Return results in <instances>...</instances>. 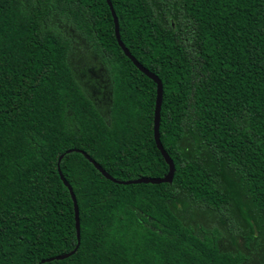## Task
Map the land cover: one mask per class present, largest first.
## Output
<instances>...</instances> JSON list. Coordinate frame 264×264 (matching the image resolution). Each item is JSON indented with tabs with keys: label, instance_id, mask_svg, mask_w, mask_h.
<instances>
[{
	"label": "trees",
	"instance_id": "trees-1",
	"mask_svg": "<svg viewBox=\"0 0 264 264\" xmlns=\"http://www.w3.org/2000/svg\"><path fill=\"white\" fill-rule=\"evenodd\" d=\"M111 2L172 182L73 151L168 170L106 0H0V264H264V0Z\"/></svg>",
	"mask_w": 264,
	"mask_h": 264
},
{
	"label": "water",
	"instance_id": "water-1",
	"mask_svg": "<svg viewBox=\"0 0 264 264\" xmlns=\"http://www.w3.org/2000/svg\"><path fill=\"white\" fill-rule=\"evenodd\" d=\"M108 7L110 9L111 15H112V19H113V23H114V34L117 40L118 45L121 47L122 51L124 52V54L133 62V64L141 71L143 72L146 76H148L150 79H152L155 84H156V97H155V105H154V113H153V137L155 140V144L157 146V148L159 149V151L161 152L165 162L168 165V170L167 172L162 176V177H146V176H142L139 178H135V179H129V180H117L116 178L112 177L108 172H106L94 159H92L89 155H87L85 152H83L82 150L79 149H74L73 151H78L84 154V156L93 164V166L100 171L105 177H107L108 179L112 180L115 183H123V184H132V183H162V182H172L173 179V175H174V171H175V165L173 160L171 159V157L168 155V153L165 151V149L162 146V143L160 141V134H159V123H160V109H161V104H162V97H163V86H162V82L160 80V78L152 73L151 71H149L147 68H145L130 52L129 50L126 48V46L124 45V43L122 42L121 38H120V32H119V23H118V18L116 16V13L114 11L113 5L111 0H106ZM70 151H72V149L66 150L65 153H69ZM61 154L58 158V162H57V170H58V174L60 179L62 180L63 184L67 187L72 202H73V209H74V219H75V232H76V239H77V244L74 247L73 250H71L70 252H66V253H62L59 255H56L54 257H50L47 259H42L40 262H45V261H51V260H61L64 259L70 255H72L80 242V221H79V209H78V204H77V200L75 197V194L72 190L71 185L68 183V181L65 179L64 175L62 174V171L60 169L59 163L61 158L63 157V155L65 154Z\"/></svg>",
	"mask_w": 264,
	"mask_h": 264
},
{
	"label": "rangeland",
	"instance_id": "rangeland-1",
	"mask_svg": "<svg viewBox=\"0 0 264 264\" xmlns=\"http://www.w3.org/2000/svg\"><path fill=\"white\" fill-rule=\"evenodd\" d=\"M69 30H70V29L67 28L66 33H67ZM78 57L81 58L82 60H84V55H83L82 57H81L80 55H78ZM70 60H72L71 57H70ZM86 60H87V58H86ZM96 99H97V102L99 103V100H100V99H98V98H96ZM239 242L242 243V239H239ZM231 248H232V247H231ZM257 260H258V258H257V256H255L252 262L256 263ZM248 264H251V263L249 262Z\"/></svg>",
	"mask_w": 264,
	"mask_h": 264
}]
</instances>
